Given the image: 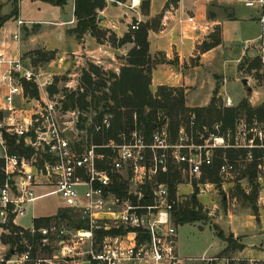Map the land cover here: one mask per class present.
Here are the masks:
<instances>
[{
	"label": "built area",
	"instance_id": "2783aa9c",
	"mask_svg": "<svg viewBox=\"0 0 264 264\" xmlns=\"http://www.w3.org/2000/svg\"><path fill=\"white\" fill-rule=\"evenodd\" d=\"M136 1L129 0L128 9L138 8L141 0ZM237 1L245 8H256L258 22L264 25V0ZM185 22L192 32L200 31L195 17ZM25 25L17 16L16 33L7 44H0V172L4 176L0 227L19 228L16 218L49 197H56L60 211H69L71 219L37 230L20 228L22 250L12 251L0 263L264 264V255L242 253L181 258L173 217L178 200L165 183L157 181L160 175L176 171L198 182L219 159L220 185L251 164L256 165V183H262L264 125L241 118L233 128L213 124L197 131L196 118L189 114L174 140L164 125L155 128L149 142L137 130L105 141L111 114L101 108L66 107L69 96L83 93L80 78L87 64L106 72L100 60L72 54L56 64L34 68L19 53L20 30ZM137 26L131 24L129 30ZM68 58L75 61L76 72L63 74L67 80H61L56 71L64 69ZM261 63L264 72V57ZM112 73L118 75L119 69ZM258 101L251 93L248 104L255 107ZM223 106L236 105L225 96ZM229 152L236 156L231 159ZM116 181L126 185L123 195L112 191Z\"/></svg>",
	"mask_w": 264,
	"mask_h": 264
},
{
	"label": "trees",
	"instance_id": "16d2710c",
	"mask_svg": "<svg viewBox=\"0 0 264 264\" xmlns=\"http://www.w3.org/2000/svg\"><path fill=\"white\" fill-rule=\"evenodd\" d=\"M18 1L12 0V11L9 15L0 18V29L11 18L18 15ZM47 3L53 7H62L67 0H36ZM117 3H124L126 0H112ZM178 0H169V3L176 5ZM106 4L104 0H74L73 16L76 25L70 34L79 40L83 35L89 34L96 42L100 43L107 40L112 46H123L132 44V49L126 55L125 64L119 69L118 75L112 72H103L95 66L87 65V69L82 72L80 78V87L83 89L82 94H72L68 97L66 107H78L81 110L88 109L97 110L101 108L102 113L112 115L111 127L102 137L103 140L115 138L119 133H128L132 130L141 132L146 141L149 142L150 136L155 128L167 126L171 140H174L181 123L188 120L189 114H194L196 118L195 129L201 131L202 127H211L213 124H221L223 128H233L236 121L244 117L251 123L256 121L264 125V74H260L262 56L255 57L252 60H243L242 67H245L248 74L254 72L256 79L261 83L263 92V101L258 107H251L248 104L247 97L245 100L234 106L233 108H220L216 102L218 86L214 89L212 98L208 106L204 108L188 109L185 107L184 90L180 88H172L166 86L157 87L153 93L151 91V73L152 70L161 62L149 55V44L147 41L148 32L150 30L157 31L160 23V16L145 24H138L137 30L125 34L121 39H117L114 34L106 30L98 28L97 11H102ZM141 10L144 12L148 9V0H142ZM208 19H214L210 12L207 13ZM209 43L204 41L201 44V52H208L221 44V38L218 31L207 37ZM261 46L264 47V25L260 35ZM31 55L32 66H46L53 59V53L33 51ZM25 58V57H23ZM240 66V68H242ZM93 76V77H92ZM89 99V101H87ZM101 142V141H100ZM220 154V152H218ZM236 156L234 152H229L228 156L232 159ZM221 161L216 159L211 167H207L203 181L210 184L220 186V178L218 176V168ZM242 179H246L252 186L249 196H245L238 188L237 194L245 201L251 203L252 198L255 199L257 193V172L256 165H248L242 174ZM4 181V176L0 172V185ZM158 182L165 183L168 187L170 195L173 196L176 186L181 182L180 175L176 171H169L167 174L160 175ZM126 185L115 182L112 191L117 195H123ZM197 195V192L195 193ZM225 202H223L224 204ZM252 208L253 205H252ZM174 222L177 226L187 224H196L204 222L206 216L202 214V208L197 207L196 197L191 196V204L176 205L174 209ZM69 211L61 210L52 218H37L33 220L34 229L48 227L49 223L54 220L70 221ZM8 235H1L0 239L3 245H8L5 258H9L12 251L20 252L22 250L19 245L18 233L19 228L9 226ZM216 238L224 245V249L218 256H228L232 252L243 249V246L237 244L232 236L225 237L221 231L214 229ZM27 237V236H26ZM38 239L35 235L33 243ZM28 243L31 241L27 237ZM34 243V244H35ZM1 264V263H0Z\"/></svg>",
	"mask_w": 264,
	"mask_h": 264
},
{
	"label": "rangeland",
	"instance_id": "374dc122",
	"mask_svg": "<svg viewBox=\"0 0 264 264\" xmlns=\"http://www.w3.org/2000/svg\"><path fill=\"white\" fill-rule=\"evenodd\" d=\"M192 1L197 3L196 9H198V12L199 9H203L206 20L210 22L222 23L235 21V17L237 16L243 19V21H241L238 25H229L226 29V36L231 42L230 44H232V52H234L232 54H235V56L231 59L229 58L232 62L226 64L224 67L222 64L223 59L216 57L212 60L211 65L206 68L201 67L195 70L185 68L183 76L187 79V81L181 79V81L172 88H180L184 90L185 107L188 109H195L208 106L212 98L213 91L218 86L216 102L217 105L223 109V98L225 96H228L234 105H237L245 100L247 96L245 92L246 89L241 85V80L245 79L248 83L247 86L251 88L252 93H254L255 97L259 100L258 104L255 106L258 107L263 101L261 83L256 79L254 72L248 74L245 67L241 66L243 60H252L255 57L260 56L261 53L262 46L260 39L259 44H255V42L261 35L263 26L258 21L248 19L249 17L256 16L259 18L258 10L256 8H245L237 0ZM105 4L109 5L110 2ZM116 5L122 11H125L126 6H128V2L126 0L124 3ZM11 11L12 0H0V18L9 15ZM208 12L214 16V19H208ZM71 15L72 12L70 4L67 3V1L62 7H53L47 3L36 0L18 1L17 16L19 19L27 23V27L40 25V27L45 30H49L51 27L41 23L54 22L57 19H62L66 22L70 20ZM193 16L196 17V14L193 13ZM15 18L16 17L11 18L6 22V31L0 35V41L6 40L16 33ZM217 31L221 38L220 25L215 26L211 34L216 33ZM33 33L35 34L36 32L33 31ZM33 33L23 32L21 39L23 47L29 44L28 36L31 34L33 35ZM205 41L206 43H209V39H206ZM247 42H250V44L248 45ZM200 46L199 52L201 54L206 53L201 52ZM247 46V55L238 63H234L233 61L239 57L243 47ZM31 52H26L25 54L23 53L22 56L25 57L24 59L26 64H30L32 66L31 55H29ZM53 56L52 61H54L55 64L58 59L62 57L59 54L56 55L55 53H53ZM155 58L161 62L160 64L164 63L161 55ZM190 64L193 65V62L191 61ZM218 66L221 67L219 68ZM240 66L242 68H240ZM85 67L87 68V66ZM174 67L175 63L171 66V70H173V72ZM56 72L61 74L59 77L61 80H67L63 74L76 72L75 61L72 58H68L64 69ZM109 72H112V70ZM259 73L264 74L262 68ZM150 89L154 93L157 87L151 85ZM242 118L244 119V117ZM187 123L188 120L181 123L180 126H186ZM243 172V169H240L236 176L232 179L226 180L220 186L212 184V186H208L207 188L204 185H207L209 183L208 181L202 182L201 179L197 182L196 180L190 179L179 172L181 182L176 186L178 191L174 192L172 197L177 198L179 205H188L191 204V196L197 192V207L202 208V214L206 216V220L204 222L191 225L187 224L177 228V253L181 258H199L203 255L215 256L219 254L224 249V245L216 238L215 228L218 231H221L225 237L232 236V239L236 241L237 244L243 246L242 250L232 252L231 255H237L239 253L264 255V178L262 183H257L258 187L256 197L255 199L252 198L250 203L243 200L237 194L238 188L245 196H249L252 191L251 184H249L245 178L242 179L241 177ZM224 197L226 200L223 204ZM253 202H256V206L254 208H252ZM60 207L61 204L58 202L56 197H49L37 201L33 206L27 209L25 216L16 218V225L19 229H30L33 226L34 219L55 217L60 211ZM51 222H54L56 225L64 224L63 220H54ZM51 224L53 223H49V225ZM8 234V231L0 227V237L1 235L6 236ZM9 249L10 247L8 245H3L0 239V259L5 258Z\"/></svg>",
	"mask_w": 264,
	"mask_h": 264
},
{
	"label": "crops",
	"instance_id": "0c3cea01",
	"mask_svg": "<svg viewBox=\"0 0 264 264\" xmlns=\"http://www.w3.org/2000/svg\"><path fill=\"white\" fill-rule=\"evenodd\" d=\"M104 1L105 3L110 2V4H106L102 11H97V26L102 30L111 32L118 40L129 32V26L131 24H145L151 22V20L158 16L161 17L158 30H150L147 36L149 55L153 59L161 55L164 60L163 64L156 65L152 70L151 85L154 87H174L181 79L187 81L183 76L185 68L193 70L201 67L206 68L211 65L212 60L216 57L223 59L222 64L224 67L226 64L231 63L232 61L230 59L235 56V54H232L234 52H232L231 42L227 39L226 29L229 25H238L243 21L237 15L235 21L222 23L210 22L206 20L203 9H199L198 12V9H196L197 3L192 0H178L176 5L170 4L169 0H148V9L144 12L141 11L140 5L138 8L132 10L126 6V10L122 11L117 7V2H113L112 0ZM127 2L129 4V0ZM135 2L137 3L136 0ZM67 3L70 4L72 12L69 21L65 22L62 19H57L54 22L41 23L51 27L49 30H45L40 25H32L29 27L25 25L21 28V39L23 32L33 33L34 31L36 33L28 36L29 44L25 47H23L20 39L19 53L23 55L26 52L42 51L52 52L56 55L59 54L62 57H69L72 54L94 56L100 60L101 66L106 72L113 69H120L125 64L126 55L132 49L133 45L128 43L121 47H114L107 40H103L100 43L96 42L89 34H85L77 40L74 35L70 34L76 25V20L73 16L74 0H67ZM193 13L196 14L195 20L200 28V31L196 33L192 32L190 25L185 22L188 17L193 16ZM248 19L258 21L257 16L249 17ZM217 25L221 26V44L201 54L199 52V46L213 32V28ZM5 26L6 23L0 29V35L6 31ZM259 39L260 36L257 38L255 44H259ZM7 42H9V38L0 41V44H7ZM247 44L249 45L250 42H247ZM247 48L248 46L243 47L239 57L233 61L234 63H238L247 55ZM191 61L193 65L190 64ZM173 63H175V73L171 70ZM218 67L220 68L221 66ZM251 93L252 91L250 93L246 92L247 99L251 97Z\"/></svg>",
	"mask_w": 264,
	"mask_h": 264
},
{
	"label": "water",
	"instance_id": "95a60500",
	"mask_svg": "<svg viewBox=\"0 0 264 264\" xmlns=\"http://www.w3.org/2000/svg\"><path fill=\"white\" fill-rule=\"evenodd\" d=\"M259 43H260V42H259ZM241 85L243 86V88L246 89V92H247V93H250V92H251V89L247 86V85H248L247 80L243 79V80L241 81ZM195 197H196V194H193V198H195ZM225 200H226V198L224 197V198H223V201L225 202ZM255 206H256V202H253V207H255Z\"/></svg>",
	"mask_w": 264,
	"mask_h": 264
}]
</instances>
